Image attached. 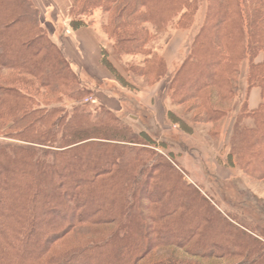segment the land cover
Instances as JSON below:
<instances>
[{
	"label": "trees",
	"instance_id": "obj_1",
	"mask_svg": "<svg viewBox=\"0 0 264 264\" xmlns=\"http://www.w3.org/2000/svg\"><path fill=\"white\" fill-rule=\"evenodd\" d=\"M199 1L73 0L70 14L101 9L104 34L129 54L149 43L144 25L161 29L179 14L180 25L190 22ZM205 1L204 23L171 97L217 122L248 61L247 89L259 88L262 103L237 119L252 125L233 126L230 139L241 170L264 179V0ZM72 23V30L87 27ZM69 63L30 0H0V136L14 143H0V264H142L165 248L198 261L264 264V242L223 215L169 160L142 147L143 134L120 126L103 106L63 105L90 94ZM101 64L112 72L103 49ZM75 228L88 230L78 235L81 243L56 248Z\"/></svg>",
	"mask_w": 264,
	"mask_h": 264
},
{
	"label": "rangeland",
	"instance_id": "obj_2",
	"mask_svg": "<svg viewBox=\"0 0 264 264\" xmlns=\"http://www.w3.org/2000/svg\"><path fill=\"white\" fill-rule=\"evenodd\" d=\"M30 1L38 11L39 25L47 39L63 50L79 86L90 93L80 102L63 99V105L69 108L77 104L90 110L103 106L110 110L120 126L137 136L144 135L140 141L142 147L169 160L184 180L198 188L223 215L264 242V179L249 176L241 170L237 162L238 147L230 139L233 126L252 125V120L246 118L237 125V119L246 116L245 111L253 110L248 103L252 90L257 94L254 109L262 103L259 88L247 89L248 61L240 64L235 79L237 91L222 106L225 111L217 122L204 120L203 110L193 108V103L178 104L171 97L175 74L204 23L206 1H199L190 22L180 25L179 14L161 29L144 25L149 31V43L144 50H133L129 54L116 50L113 41L104 34L107 14L101 9L77 17L70 14L73 0ZM73 20H82L95 33L99 48L104 50L113 72H108L106 80L100 81L99 85L86 79L75 61L76 35L70 31ZM156 59H161L162 63ZM261 60L260 54L256 61ZM149 65L148 76H143L141 70ZM41 97L45 98L44 94ZM0 143L14 144L2 136ZM80 233L88 234V230L73 229L56 248L63 251L78 240L81 243ZM159 260L171 264H232L222 259L198 261L174 248L156 250L142 264Z\"/></svg>",
	"mask_w": 264,
	"mask_h": 264
},
{
	"label": "crops",
	"instance_id": "obj_3",
	"mask_svg": "<svg viewBox=\"0 0 264 264\" xmlns=\"http://www.w3.org/2000/svg\"><path fill=\"white\" fill-rule=\"evenodd\" d=\"M70 31L72 35H76L77 52L73 53V56L80 67V72H83L86 79L99 85L100 81L106 80L108 71L101 64V50L95 33L88 27ZM256 96L255 90H252L248 98V103L252 109L257 106ZM117 103L119 104V102Z\"/></svg>",
	"mask_w": 264,
	"mask_h": 264
}]
</instances>
